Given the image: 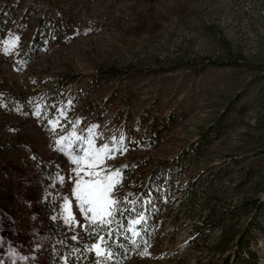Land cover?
I'll return each mask as SVG.
<instances>
[{
  "label": "rangeland",
  "instance_id": "obj_1",
  "mask_svg": "<svg viewBox=\"0 0 264 264\" xmlns=\"http://www.w3.org/2000/svg\"><path fill=\"white\" fill-rule=\"evenodd\" d=\"M72 1L56 11L36 0H22L18 7L0 1V79L11 83L30 109L39 106L49 122L44 128L32 115L33 151L46 159L53 158L52 146L62 151L56 184L67 235L85 239L89 251L96 242L83 236L91 222L74 195L78 180L103 186L120 170L109 193L120 206L157 164L161 185L135 234L142 252L136 258L127 254L122 264H219L232 248L215 246L217 228H197L208 207L221 211L243 197L264 199V0ZM27 5L33 17L46 13L53 34L33 53L27 49L34 24L18 28L14 23ZM202 57L234 58L240 64L207 65L197 74L179 65L163 73H133L130 79L104 72L109 65L167 67ZM128 89L141 104H152L159 95L170 106L185 107L187 114L163 129L156 143L139 138L146 131L140 123L128 138L129 147L109 149L95 167L74 164L73 157L92 163L111 134L122 125L131 127L120 100ZM236 96L238 110L207 135L205 150L195 159L200 131ZM21 155L29 157L27 151ZM4 158L0 155V264H45L49 250L39 223L37 169L30 159L29 165L7 166ZM136 158L140 166L132 162ZM232 159L237 164L230 179L218 178L217 169ZM249 162L255 172L238 184L241 166ZM260 218L263 228L251 248L264 264V213ZM235 221L242 224L244 216Z\"/></svg>",
  "mask_w": 264,
  "mask_h": 264
},
{
  "label": "trees",
  "instance_id": "obj_2",
  "mask_svg": "<svg viewBox=\"0 0 264 264\" xmlns=\"http://www.w3.org/2000/svg\"><path fill=\"white\" fill-rule=\"evenodd\" d=\"M1 3L12 4L18 7L22 0H0ZM52 10L68 8L72 6V0H36ZM151 4L150 0H143ZM20 9L22 7H19ZM14 9V8H13ZM30 6H25L20 10L17 20L14 22L15 27L25 26L31 28L29 45L27 51L35 52V49H42L46 46L48 40L53 37L50 29V21H47L46 13H38L36 17L30 15ZM17 14L14 13V16ZM56 22H61L56 21ZM28 54V53H27ZM20 63L24 62L22 58ZM220 64H240L234 58L213 59L202 57L193 61L175 62L165 67H145L140 68L134 65H126L118 69L114 65H109L104 72L109 76H118L129 79L134 77L131 74L142 71L167 72L175 66H190L196 74L207 65ZM14 86L5 80L0 79V155L5 156L4 164L13 166L14 163L19 165L27 163L30 159L37 169V178L39 180V199H38V216L40 229L47 240L48 255L45 264H122L123 259L129 254L130 258H136L142 252L143 243L141 240H135V234L139 232L140 223L134 221L142 220L146 213H149L153 201V193L161 185L163 178L162 168L154 164L147 174L144 183L138 182V189L132 192L131 198L122 205H115V211L110 219L111 224L97 226L90 223L84 230V235L96 237V242L89 245L83 238L71 239L65 230L64 224L59 218V206L61 194L57 187L58 163L62 161L63 154L59 147L52 146L51 153L53 158L46 159L43 155H37L31 147L32 134L30 133V120L33 114L39 117L40 123L44 128L49 125L42 109L34 106L30 109ZM133 91L127 90L120 97L125 107V119L132 122L128 130L121 126L117 130V135L111 134L107 138L108 149H120L123 144L129 147V136L133 130L140 124H144L145 135H139V138H145L148 143H156L160 132L172 126L174 122L180 120L184 114H187L185 107L170 106L159 95H156L152 104H141L140 101H134ZM236 96L225 104L222 112L218 113L212 123L201 130L197 138L195 149V159L199 158L205 150V140L207 135L213 134L216 128L222 126L229 118L231 112L238 110V99ZM4 132L9 135L6 138L1 137ZM137 130L134 131V133ZM193 145V144H192ZM19 148V151H15ZM191 148V146H190ZM29 154L28 158L22 157L21 152ZM7 158V159H6ZM9 160V161H8ZM232 164H225L217 170L218 178L228 177L234 171L237 164L236 160ZM132 162L140 166L141 159L136 158ZM236 162V164H234ZM234 167V169H232ZM255 167V166H254ZM252 162L241 166L239 183L242 184L247 178L253 176L254 170ZM230 179V177H228ZM264 190V188H263ZM135 192V193H134ZM135 210V213H133ZM264 213V199L247 196L241 198L232 207L224 208L221 211L209 206L206 215L197 228H205L211 231L215 228L219 230L218 240L215 246L220 250L232 248V252H227L219 264H259L260 256L257 250L251 248L256 243V232L262 231L260 216ZM244 216L242 224L235 220ZM140 233V232H139ZM100 246L103 255L97 253L96 246ZM132 264V261H129Z\"/></svg>",
  "mask_w": 264,
  "mask_h": 264
},
{
  "label": "snow or ice",
  "instance_id": "obj_3",
  "mask_svg": "<svg viewBox=\"0 0 264 264\" xmlns=\"http://www.w3.org/2000/svg\"><path fill=\"white\" fill-rule=\"evenodd\" d=\"M110 151L107 146L104 147L100 152L95 155L94 161L88 163L87 160H80L76 157H73L72 162L77 165L87 164L88 167H95L97 163H102L105 155ZM81 168L76 169V175H80ZM120 176V170H116L112 176L107 177V183L101 185L100 181L91 182L84 181L82 179L78 180L75 184L74 195L80 202V206L86 218L90 219V222L96 224L97 226H102L105 224H111L110 219L113 212L115 211L114 206L117 201L115 199L109 198V193L115 186L116 180ZM87 206V208H85ZM88 213H92L91 217H88ZM135 223H140L139 220L134 221ZM75 239V237H73ZM97 253L103 255L100 251V246L97 245Z\"/></svg>",
  "mask_w": 264,
  "mask_h": 264
}]
</instances>
